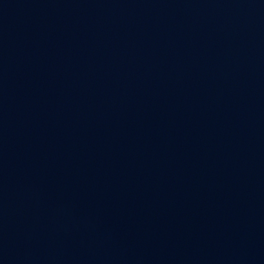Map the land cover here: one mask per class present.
<instances>
[{"label": "water", "instance_id": "obj_1", "mask_svg": "<svg viewBox=\"0 0 264 264\" xmlns=\"http://www.w3.org/2000/svg\"><path fill=\"white\" fill-rule=\"evenodd\" d=\"M0 264H264V0H0Z\"/></svg>", "mask_w": 264, "mask_h": 264}]
</instances>
